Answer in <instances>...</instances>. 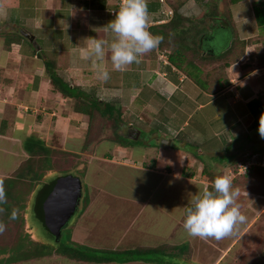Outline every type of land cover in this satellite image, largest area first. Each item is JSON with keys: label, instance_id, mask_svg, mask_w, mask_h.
<instances>
[{"label": "rangeland", "instance_id": "374dc122", "mask_svg": "<svg viewBox=\"0 0 264 264\" xmlns=\"http://www.w3.org/2000/svg\"><path fill=\"white\" fill-rule=\"evenodd\" d=\"M46 1L36 0L35 5L40 6L41 11H36L35 16L32 18H29V15L23 25L24 29L28 30L30 34L44 39L46 36L45 18L53 15L51 9L47 10L46 8L55 7V4H57L55 8H60V3L57 0ZM181 1L166 0V5L172 8L173 5ZM262 1L248 0V4L252 7L259 6ZM82 2L83 0H71V3L66 5L72 12L75 10V13H69L68 11L66 15H70L72 20L80 25H82V22H87L86 16L93 18V14H97L91 11L81 12ZM228 3L229 0H203L198 8L204 13L199 17L196 15L199 10L193 9L194 6L186 10L191 23L184 22L182 28L188 30L189 33L197 27L201 28L202 39L205 40L204 48L211 49V52L201 51L206 57L214 56V52H220L226 45L225 35L229 33L226 31L227 28L220 24L219 19L210 20L209 18L214 17L215 11H218V8L221 7L223 8L224 18L230 22V15L227 10ZM237 6L238 4H231V9ZM74 7L77 9H74ZM63 14L60 17H63ZM104 16L107 17V13H104ZM57 17L52 23L58 28H65L66 30L65 24L62 23L63 18H60L58 14ZM16 24L18 25V23ZM55 25L52 24L51 27H56ZM14 28L12 22L8 21L7 25H0V33L15 32ZM207 28L212 33H209ZM38 29H41V31ZM74 31H76L74 37L79 40L77 43L81 41V44H83L82 40L87 37V33H84L85 31L83 32L81 29ZM16 33L19 34V31ZM35 42H37V39ZM74 43L76 44V42ZM0 45L5 47L1 35ZM31 46L27 44V49ZM53 48L55 49V47ZM105 50L103 65L107 69H112L107 48ZM238 50L239 48H236L226 54L223 60L237 59ZM148 54L150 60V56H153L150 55V52ZM154 57H157L155 53ZM46 58L55 61L54 63L58 68L57 72L68 79L70 83L80 84L82 82L85 84L99 81L92 64L86 67H81L84 66L81 64L79 68L82 71L80 69L70 70L68 69L70 62L67 55L60 53L56 56L51 52L49 54L40 52L34 58L37 66L42 69L41 73L44 77H48L43 64ZM191 58L199 65L198 79L206 82L203 89L208 88L210 91L202 93V90L196 86V82L188 74L193 71L191 68L180 71L183 77L182 84L189 83L193 88L195 87L199 93L198 96L193 93L192 97L189 93H183L182 91L180 92L183 94L177 96L176 92L179 91L177 90L170 99L168 97L161 99L147 92L146 97L150 96L147 98L146 105L150 107L143 108L140 106L141 104L138 105L133 100L134 91L133 94L129 93L130 96L126 99L127 103L124 94L119 97L122 94L120 89L125 90L126 88L116 75H112L110 78V86L102 82L104 85L98 90L101 98L113 100L121 105L116 107L121 110L120 120L122 122L116 128V132L124 134L128 126L141 128L138 139L141 144L135 146L132 151L125 152L121 150L118 153L117 149L120 146L111 141L115 130L114 125L107 124L109 122H106V120L102 123V127L95 124L96 128L94 129L101 128L103 132L101 140L98 143L85 144L87 118L85 116L82 119L81 114L74 113L71 100L70 102L63 101L65 104H70V106H65L63 109L65 111L60 112L65 117L71 115V119L69 123L65 122L66 126L64 128L60 126L58 129L54 127V119H50V117L46 120L49 117L48 112L52 111L49 106L31 105L35 110H39L35 112L25 111L26 108L31 107L29 106L30 103L22 104H29L27 106H7L4 109L5 112L1 110V113H4V118L0 122V178L11 175L15 168L26 159L27 151L24 149L23 142L30 136L34 140L40 138L43 139L45 145L54 150L51 155L53 171L48 172L46 178L61 172H67L71 175V177H68V181L72 178H79L82 184L80 203L75 214L69 220L68 226L62 230V241H67V239L73 241V230L79 224L80 212L83 210L82 206L88 198L93 199L96 208L98 206H101V208H98L99 212L94 216L91 213L88 214V219H86L88 223L84 224L88 232L84 231L83 236H87L86 233H88L89 238L87 237L82 243L77 241L79 238H76V241L81 245H95L114 250L112 257L119 262L113 263L125 264L121 261L126 257L125 252H123L126 249H137L132 256L139 257L138 255L142 252L137 251L167 245V251L176 253L178 256L176 264H264V169L257 167V163L263 159V156L259 150L252 151L250 149V145L254 147L264 145V140L261 142L253 140V143H247L244 137H242L243 140L234 138L228 140V134L223 128L225 123L229 121L237 122L238 129L242 128L243 131L244 127L242 126H245L247 122L246 119L241 120V113L237 112L240 103L231 104L234 93H226L225 97H213V91L219 90L218 82H215L216 79L220 78L221 80L224 76L223 65L219 63L220 61L213 64L210 62L212 60L210 58L205 60H201L199 56ZM72 65L77 64L74 62ZM23 68L24 66L19 69L22 70ZM19 76H22V72ZM19 81H22L21 85H25L26 78L23 77V80L20 79ZM43 82L45 83V79ZM22 90L23 86L19 91L20 97L22 96ZM25 90H27V87ZM168 101H171V105L164 106ZM176 101L177 103L182 102L180 105L175 104L176 106L179 108L185 106L186 109L183 108V111L175 110L171 116H168L170 110H165L164 116H168L165 124H167V121L172 122L179 130L175 128L174 132L171 126L169 128L165 125L163 126L165 132L157 133L155 124H157L159 118H162V115H159L158 107L168 108ZM4 107L6 106H0L2 109ZM247 118L249 119L248 116ZM128 123H132V125ZM155 134H158L160 139L168 140L169 144L161 145L159 143L160 145H158L152 138L150 145L154 148H149L145 140L150 139ZM251 135L250 133L249 136ZM227 143L229 147L225 149ZM198 147L202 151V154L196 153L197 158L200 157V161L193 160L192 164V153L196 152ZM179 151L184 155L180 171L184 179H181L178 174H169L171 169L176 172L173 164ZM180 164L177 162V166H180ZM218 174H224L231 178L233 188L238 192L236 202L239 204L242 214L246 216V222L240 225L232 235L220 240L190 236L174 217L178 216L181 210L183 211L187 200L202 186L198 180H206L211 183ZM191 178L193 181L190 180ZM68 181L54 183L53 187L64 185ZM32 200L33 197L29 196L22 201L25 209L18 213V220L14 221L2 216V219L5 220L0 221V225H3V231H0V248H13L5 249V251L0 249V253L1 251L5 252L0 254V261L11 257L16 258L22 250L42 247L40 242H43V237H45L43 233H46L48 238V232L42 228L39 221L35 220L34 222L32 220ZM132 216L135 219L134 225L128 222V219ZM69 228L71 233L68 231ZM130 234L131 236L128 237ZM75 237H78L77 234ZM132 237L133 239H130ZM91 238H93V241ZM17 244L18 246L14 247ZM181 244L188 245L186 246L188 250L185 253H178L182 250ZM174 245H179V248L174 250ZM142 256H145V254ZM168 256L171 257L170 254ZM50 258L54 262H50L47 257L40 256L38 258L37 256L17 264H65L69 262L65 257L64 259L58 255ZM130 263L155 264L144 261ZM83 264L97 263L84 262Z\"/></svg>", "mask_w": 264, "mask_h": 264}, {"label": "crops", "instance_id": "0c3cea01", "mask_svg": "<svg viewBox=\"0 0 264 264\" xmlns=\"http://www.w3.org/2000/svg\"><path fill=\"white\" fill-rule=\"evenodd\" d=\"M29 1L30 2L28 3L25 0H0V25L1 24L7 25V22L11 21L12 26L15 27L14 28L15 32H17L19 29H24L23 25L27 21L28 16L30 15L31 17L29 16V18H32L33 16H35L36 11H41V7L38 5H35L36 0H29ZM51 1H54V0H51ZM57 1L60 3V8L58 7L55 8L57 4L54 5L55 7L46 8L47 10L51 9V12L53 15L52 17L47 16L45 18L46 25L45 27L44 26L43 27L45 29L46 36H45V39L44 38L42 39L45 42H47V44H49L48 47H51V48L55 47V49L58 52L57 53L58 55L61 53V54L68 56V60L70 62V66L68 69L70 70L80 69V71H82V69L79 68L81 64L84 65L81 67H86L89 64H92L91 61H86L82 59L81 57L82 52L87 48L90 41L93 39H96V40L103 39L107 43V42H111V40L113 39V34L110 31L106 30L105 24L109 20L112 19V14H113L112 11L116 10L114 8L109 10L108 6L112 4L115 5L116 0H106L107 9H104V10H96V9L90 10V8H85L84 4L88 0H83L81 4L82 6L81 12L91 11L97 14H93L94 15L93 18H91V16L90 18L86 16L87 22H82V25L77 24L76 21L72 20L70 15H66L68 14V11L69 13H75V10H73L72 12L70 8L68 9L66 7L67 3H71V0H57ZM201 1L203 0H182L181 2H178L176 5H173L171 8L166 5V0H158L159 8L157 12L153 13L148 10V17H149L148 25L150 26L151 24H162V23L167 22L171 18L174 9H177L178 13H181L187 16L186 10L191 9L192 6H194L193 9L199 10L196 13V15L199 17L200 15L204 13V11L198 8L200 7ZM145 2L147 3V9H148V7L150 6L151 0H145ZM235 4H238V6L234 9H231V5H230V9L228 13L230 15V22L229 20L224 18L223 16L224 13H222L223 8L221 7L218 8V11H215L216 13L214 17L209 18L210 20L219 19L220 24L226 27L227 28L226 31L229 32V33H226L225 35L226 45L224 46L223 49L222 48L221 49L226 50L229 47H232L231 48V52H232L236 48H239L238 50L239 55L237 59L227 61V60H223L225 56H222L221 58H214L210 61L213 64L218 63L216 61H220L219 63L220 64L222 63L223 72H224L223 78L221 80L220 78H218L215 81V82H218L219 90L213 91V97L215 98L225 97L226 93H231V92L234 93L232 100H231V104L236 105L240 103V107L237 110V112L241 113L240 115L241 120L246 119L247 123L245 124V126H242L244 127L243 131H242V128L238 129V123L234 121H229L223 125L224 126L223 128L226 130L228 134V140L233 139V138L237 140H241L242 137H244V139L247 140V143H253V140L261 142L264 139H261V137L258 134V131H257L258 125L250 128V125L253 119L250 116V113L248 112L247 104L252 99H259L261 102V105L264 107V23L263 24L257 23L255 15H254L253 7L250 4H248V0H240ZM74 9H77V8L74 7ZM108 12L110 13V15H108ZM169 12H171L172 14H170ZM104 13H107V17L104 16ZM57 14L59 17L60 15L63 14V17L61 16L63 18L62 23L65 24L64 26H66V30L65 28L60 29L54 23H52L53 20L54 21L56 20L55 18L57 17ZM22 15H24L23 18H22ZM152 15L154 16L159 15L160 17H158L157 20L152 21V18H151ZM15 20L17 22H14ZM58 21L60 20L58 19ZM189 22L191 23V21ZM16 23H18V25ZM226 23H229V24L226 25ZM52 24L55 25L56 27H51ZM79 29L83 30V32L85 31L84 33H87V37L82 40L83 44H81V41L77 43V41L79 40L74 37L75 36L74 32H76L74 30H79ZM207 31L209 33H212L208 28H207ZM33 37L35 36L33 35ZM204 41L205 40L202 39V35H201L200 38H198V43L202 51H203V48L205 47ZM74 42H76V44ZM32 44L33 46L35 45L36 50L38 51L40 50V45L36 44L35 40L32 41ZM79 44L80 46L78 47ZM21 50H24V51L21 52ZM208 51L211 52V49H209ZM154 53L157 56L156 58L154 57ZM217 54H219V51L214 52V56ZM150 55L153 56V57L150 56V59L152 60V66H149L150 60H149V54L147 53L146 55L143 54L140 57L139 64L133 63L132 65L127 66L126 69L123 71H115L113 70V68L107 69L109 73H112V75H116L119 81L121 82V84L124 85V87L126 88L125 90L120 89L122 91V94L119 95V97L124 94L125 101H126V99H128V96H130L129 93L133 94V91H134L133 100H135L138 105L141 104L140 106H142L143 108H146V107L148 108L150 106L146 105L148 102L147 98L151 94L161 99H163V97L164 98L168 97V99H170L177 90H179L176 92L177 96H180L183 93H189L190 96H192L193 93L196 96L199 95L195 87L193 88V86L190 85L189 83H185L184 85L182 84V81H183V77L181 75L182 73L178 69H176L175 67H171L170 70H168V62H167V56L165 54V51L157 47L154 50L150 51ZM36 56L37 55L30 54L27 48L26 50L25 49L17 50V48L14 50L13 49L9 50V49H5V47H2V45H0V102H1L0 106H6L3 109L0 108V122H2L4 118L3 117L4 113H1L2 112L1 110L6 109L7 106H27L29 104H26V105H22V104L30 103L29 106L33 105V106L51 107L52 111L48 112L49 117L47 118L45 117L46 120L51 117L50 119H54L53 123L56 129H58V127L60 126H63L64 128V126H66L65 122L69 123L71 119L70 118L71 115L70 116L66 115L67 117H65L64 115H61L60 112L65 111L63 110L65 106H70V104H67V103L65 104L63 103V101L70 102V99L63 98L57 92L52 91L48 77L43 76V73H41L42 69L38 67L36 61H34V58ZM104 60H105V56L100 61V63L103 64ZM74 62L77 65H72L74 64ZM16 66H19V67H16ZM23 66H24L23 68L24 71L23 69L22 70L19 69V68H22ZM72 66H78V67H72ZM20 72H22L21 77L19 76ZM23 77L26 78V81L24 82L25 85H21L22 81L21 82L19 81L20 79L23 80ZM110 78H109V81L107 82L108 84L110 83ZM44 79H45V83L43 82ZM100 81L103 82L102 80ZM26 83H31V84H26ZM102 85L104 84H101V86ZM22 86H23V90L21 94L22 96L20 97L19 91H21ZM107 86H110V85H107ZM196 86L200 88L198 85ZM26 87H27V90H25ZM200 89L202 90V93H206L207 91H210L208 88L207 89L200 88ZM180 91H182L183 93ZM147 92H150V95L148 97H146ZM127 102L128 101H126V103ZM226 103H227V100H226ZM175 104L180 105L182 104V102L180 101L177 103L176 101L172 103V106H168V108H165L164 106L171 105V101H168L166 102L164 106L158 107L159 115L161 114L162 118H159V120L157 121V124H155V126H157L156 127L157 133L165 132L163 128V126L165 125L168 127L171 126L174 132H175V128L176 130H179V128L176 127V125L174 126L172 122L171 124L169 121H167V124H165L167 117L174 114L173 111L175 110L183 111L182 109L185 108V106L179 108ZM165 110L166 111L170 110L169 111L170 114L168 116H164ZM25 111L35 112L39 110H35L31 106L29 108H26ZM77 114L80 115V113H77ZM247 116L249 117V119L247 118ZM81 118L84 119L85 116L82 115ZM128 124L132 125V123H128ZM127 128L134 129L137 127L128 126ZM250 133L252 134L251 136H249ZM152 138H154V141L156 142V144L160 145L159 144L160 137L158 136V134H155L150 139H148V141H146L149 148L150 147L154 148L153 146L150 145ZM135 141H138V140H135ZM139 144L141 143L138 141V144L134 145L131 148L120 147L117 149V151L118 153H120L121 150H124L125 152L132 151L134 150V147ZM161 145H168V144L161 143ZM228 147H229V144L225 147V149ZM250 149H252V151H254L255 149L263 150L264 145L261 144L257 147L250 145ZM180 151H179L178 157L174 158L175 162L173 166L176 168V172L173 169H171L169 171V174L173 175L175 173V174H178L181 179H184L180 173L182 164H183L182 161H183L184 155ZM196 152L198 154H202V151L199 149V147L197 148ZM192 158H193L191 160L192 164H193V160L200 161L199 159L200 157L198 158L192 157ZM110 160L114 161L113 159H110ZM177 162L181 163L180 166H177ZM165 171L167 173L166 168H165ZM190 180H192V178ZM194 181H197V180H194ZM198 182H200V184L202 185H206L210 183V182H207L206 180H198ZM93 203H94L93 199L87 198L85 208L82 207L83 210L81 212L79 224L77 225L78 228L75 226V229L73 230V235L75 239V240L73 239L74 242L78 241L79 243H82V241L87 239V237L89 238L88 233H86L87 236H83L84 231L88 232V229L87 227L84 226V224L88 223L86 219H88L89 213H91L94 216L99 212V209L101 208V206H98L96 208V206ZM174 218L179 223L183 224L182 223L183 211L181 210V213L178 214V216ZM33 221L35 222V220ZM128 222L132 225L135 224V219L133 218V216L128 219ZM43 234H44L43 236H45L43 237L44 239L47 237V235L45 233ZM76 234L78 237H75ZM130 236L131 234L128 235V237ZM76 238H79V239L76 241ZM130 239H133V237ZM45 240H47V238ZM91 240L93 241V238H91ZM47 242L48 241H46V243ZM90 247L99 248V249L104 248V247H100V246L98 247L95 245L90 246ZM56 255L61 256L63 258L65 257L66 259H68L69 262L65 263L66 262L65 261L64 262L65 264H83L84 263L83 261L71 259L65 255L57 254V253L46 254L41 257H47L50 260L52 259L50 257H55ZM39 257L40 256H38V258ZM26 260L27 259L8 263V264H17V263L25 262ZM50 262H54V260H50ZM2 264H5V263H2ZM111 264H117V263L112 262ZM125 264H138V263L128 262Z\"/></svg>", "mask_w": 264, "mask_h": 264}, {"label": "trees", "instance_id": "16d2710c", "mask_svg": "<svg viewBox=\"0 0 264 264\" xmlns=\"http://www.w3.org/2000/svg\"><path fill=\"white\" fill-rule=\"evenodd\" d=\"M25 1L28 3L30 2L29 0ZM238 1L240 0H229L227 8L228 13L230 5L237 3ZM84 7L90 8V10L107 9L106 0H88L85 2ZM108 7L109 10L112 8L118 9L117 4H112ZM158 8V0H151L148 10L153 13H156ZM253 10L257 23L263 24V1L260 2L259 6H253ZM108 15H110L109 12ZM158 17L160 16L152 15V21L157 20ZM189 21L190 19L187 16L178 13V10L174 9L171 18L167 22L162 24H151L148 27V30L154 35H160L161 37H163L158 48L165 51L168 62V70H170L171 67H175L179 71H183L188 68L193 69V71L191 73L189 72L188 74L192 77L193 81L196 82V84L203 89L206 85V82L205 80L198 79L199 65L191 57L199 56L201 60H205L206 58H221L222 56L229 54L231 52L232 47L220 51L219 54L215 56L206 57L202 54V50L198 43V38H200V36L202 35L201 28L197 27L194 31L190 33L185 28H182L184 22ZM38 30L41 31V29ZM0 35L3 38L5 48L9 50H14L16 48L17 50H26L28 44V46L32 45L31 48L27 49L32 55H38L40 52H44L46 54H49V52H51L53 55H57L58 53L56 49L48 47L49 44H47V42H45L42 37H34V40L37 39L36 44L40 45V50L38 51L35 49V45L33 46L32 42H29L26 38L16 32L0 33ZM22 51L24 50H21V52ZM54 62L55 61L53 59L48 58H46L43 62L44 70L47 73L51 89L52 91L57 92L61 97L72 100L74 112L86 116L87 135L85 138V144L98 143L101 140V136L103 134L101 128H98V130H95L94 128H96L95 124L99 125V127H102V123L104 122V120H106V122H109L107 124L114 125L115 130L113 132V136L111 137V141L123 148H131L134 145L138 144V141L131 140L116 132V128H118L120 123H122L120 120L121 110L119 109V107H116L121 105L120 103L117 104L113 100H105L99 96L98 90L102 84L100 80L98 82L85 84H83L82 82L80 84H73V82L70 83L57 72L58 68L56 67ZM149 66H152L151 59L149 62ZM111 75L112 73H109V78L111 77ZM108 81L109 79L107 81H103V83L105 85H109L107 83ZM247 108L248 112L250 113V116L253 119L250 125V128H252L258 125L259 117L261 113H264V107L261 105L259 99H252L248 102ZM23 145L24 149L27 151L26 159L15 168L11 175L0 178V188H2L4 192V200L0 202V221L2 222L5 220L2 219V216H6L7 218L14 221L18 220V213L25 209L24 203H22V201L26 197L28 198L29 196H31L33 197L31 208L33 220L39 221L42 228L46 232H48V230L38 219L35 213V202L41 195L46 193L48 190L53 189L54 183L61 181L63 182L67 180L68 177H71V175L67 172H61L60 174H56L50 178H46L47 173L53 171V165L51 163V155L54 152L53 148L45 145L44 141L40 138L34 140L32 136L28 137V139L23 142ZM255 150H259V152L262 153V160H264V149ZM196 153L197 152L192 153L193 157L198 156L196 155ZM85 206L86 201L84 202L82 207L85 208ZM13 214L15 215L14 219L12 218ZM66 226H68V223L63 227V229ZM68 231L71 232V229L69 228ZM45 239H43L44 242H41L42 247L36 249L28 248L26 250H22L21 253H18L16 258L11 257L7 259H2L0 261V264H8L20 260L29 259L31 257L43 256L51 253L62 254L71 259L97 264L112 263L118 261L112 257V254L114 253V250L112 249L93 248L87 245H81L77 242L72 241L71 239H67V241H62L61 237L59 241H56L55 237L49 232L47 240ZM46 241L48 242L46 243ZM16 246H18V244L14 247ZM186 246L188 245L181 244L182 250L178 253H185L188 250V247ZM10 248L2 247L0 249L5 251V249ZM177 248H179V245L173 246L174 250H176ZM135 250L137 249L124 250L123 252H125L126 257L121 262L127 263L135 261H144L155 264H176L178 262V256L176 255V253L167 251V245H161L154 248L143 249L142 251H137L140 253L142 252L138 255L139 257L132 256L135 253ZM4 251H1L0 254H4ZM143 254H145V256H142ZM168 254H170V258Z\"/></svg>", "mask_w": 264, "mask_h": 264}, {"label": "clouds", "instance_id": "9594fccd", "mask_svg": "<svg viewBox=\"0 0 264 264\" xmlns=\"http://www.w3.org/2000/svg\"><path fill=\"white\" fill-rule=\"evenodd\" d=\"M112 19L105 26L113 34L111 42L93 39L82 52L81 57L91 61L97 79L107 81L109 71L100 63L107 48L113 70L123 71L133 63L139 64L140 57L157 48L163 39L148 30V9L145 0H122L119 8L112 11ZM264 138V113H261L257 128ZM238 192L232 180L224 174L216 175L210 185H202L187 200L183 207L185 232L193 237L220 240L230 236L246 222L237 201ZM4 200L0 188V202ZM12 218H15L13 214ZM3 231V225H0Z\"/></svg>", "mask_w": 264, "mask_h": 264}, {"label": "water", "instance_id": "95a60500", "mask_svg": "<svg viewBox=\"0 0 264 264\" xmlns=\"http://www.w3.org/2000/svg\"><path fill=\"white\" fill-rule=\"evenodd\" d=\"M19 34L28 41H34L33 35L24 29H19ZM134 136L129 138L136 140L140 130L133 129ZM160 143L169 144L168 140L160 139ZM68 181V179H67ZM82 196V184L79 178H72L67 183L48 190L35 202V213L45 228L56 241H59L62 229L75 214Z\"/></svg>", "mask_w": 264, "mask_h": 264}, {"label": "flooded vegetation", "instance_id": "af4514ba", "mask_svg": "<svg viewBox=\"0 0 264 264\" xmlns=\"http://www.w3.org/2000/svg\"><path fill=\"white\" fill-rule=\"evenodd\" d=\"M203 50H207V51H208L209 49H205V48H203ZM139 130H140V133H139V136H140V134H141V128H139ZM121 135H123V136L129 138L128 136H134V135H135V132H134L133 129L127 128V129L125 130V133H124V134H121ZM139 136L137 137L136 140L139 139ZM129 139H131V138H129ZM131 140H133V139H131ZM146 141H148V139H146L145 142H146Z\"/></svg>", "mask_w": 264, "mask_h": 264}, {"label": "built area", "instance_id": "2783aa9c", "mask_svg": "<svg viewBox=\"0 0 264 264\" xmlns=\"http://www.w3.org/2000/svg\"><path fill=\"white\" fill-rule=\"evenodd\" d=\"M122 3V0H116V4L118 5V8L120 6V4ZM170 14H172L171 12H169ZM257 166L264 168V160H261L260 162L257 163ZM246 167V166H245Z\"/></svg>", "mask_w": 264, "mask_h": 264}]
</instances>
